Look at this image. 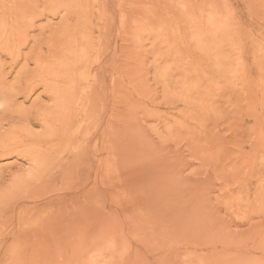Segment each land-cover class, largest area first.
<instances>
[{"label":"rangeland","instance_id":"1","mask_svg":"<svg viewBox=\"0 0 264 264\" xmlns=\"http://www.w3.org/2000/svg\"><path fill=\"white\" fill-rule=\"evenodd\" d=\"M0 264H264V0H0Z\"/></svg>","mask_w":264,"mask_h":264},{"label":"bare ground","instance_id":"2","mask_svg":"<svg viewBox=\"0 0 264 264\" xmlns=\"http://www.w3.org/2000/svg\"><path fill=\"white\" fill-rule=\"evenodd\" d=\"M53 59V58H52ZM68 60V59H67ZM57 64V63H56ZM64 64H66V63H64ZM69 73V72H68ZM72 75V74H71Z\"/></svg>","mask_w":264,"mask_h":264}]
</instances>
